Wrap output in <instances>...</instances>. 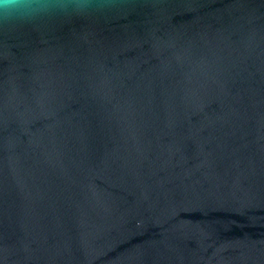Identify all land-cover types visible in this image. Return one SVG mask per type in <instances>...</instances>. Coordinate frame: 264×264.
I'll return each mask as SVG.
<instances>
[{"label": "water", "instance_id": "1", "mask_svg": "<svg viewBox=\"0 0 264 264\" xmlns=\"http://www.w3.org/2000/svg\"><path fill=\"white\" fill-rule=\"evenodd\" d=\"M0 264H264V0L0 24Z\"/></svg>", "mask_w": 264, "mask_h": 264}, {"label": "clouds", "instance_id": "2", "mask_svg": "<svg viewBox=\"0 0 264 264\" xmlns=\"http://www.w3.org/2000/svg\"><path fill=\"white\" fill-rule=\"evenodd\" d=\"M116 0H0V24H34L54 18L105 16Z\"/></svg>", "mask_w": 264, "mask_h": 264}]
</instances>
